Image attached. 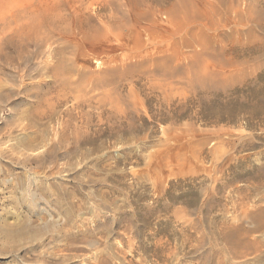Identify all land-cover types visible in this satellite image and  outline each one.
<instances>
[{
	"label": "rangeland",
	"instance_id": "obj_1",
	"mask_svg": "<svg viewBox=\"0 0 264 264\" xmlns=\"http://www.w3.org/2000/svg\"><path fill=\"white\" fill-rule=\"evenodd\" d=\"M0 264H264V0H0Z\"/></svg>",
	"mask_w": 264,
	"mask_h": 264
},
{
	"label": "bare ground",
	"instance_id": "obj_2",
	"mask_svg": "<svg viewBox=\"0 0 264 264\" xmlns=\"http://www.w3.org/2000/svg\"><path fill=\"white\" fill-rule=\"evenodd\" d=\"M14 13H15V12H14ZM11 14H12V17H11L12 19H11V21L13 20L12 23H14V22H15V17H16V15L13 14L12 12H11ZM10 16H11V15H10ZM261 48H262V47L259 46V47H252V48H250L249 50L241 49V50L238 51V53H236V54H238V56L245 57V56H247V55L249 56V55H251V54H253V53H256V52L260 51ZM233 52H234V51H233ZM232 59H233V58H232ZM242 59L244 60V58H242ZM221 61H222V60H221ZM224 61H225L224 63H229V64H230L229 61H227V60H224ZM226 61H227V62H226ZM234 62H235V60H234ZM242 62H243V61H242ZM242 62H241V64L245 63V62H243V63H242ZM246 62H247V61H246ZM222 63H223V62H222ZM222 63H221V65H222ZM232 63H233V62H231V64H232ZM238 63H239V61H238ZM233 64H234V63H233ZM233 64H232V65H233ZM223 65H224V64H223ZM223 65H222V66H223ZM238 65H240V64H238ZM243 65H244V64H243ZM236 66H237V65H236ZM240 66H241V65H240ZM240 66H238V67H237L238 69H237V68H236V69L239 70L240 72L244 71V69H245V68H243L244 66H243V67L241 66L242 68H240ZM225 67H227V65H226ZM232 68H233V67H232ZM236 69H234V70H236ZM232 70H233V69H232ZM237 70H236V71H237ZM221 71H222V70H221ZM222 73L224 74V72H222ZM233 74H234V73H233ZM236 74H238V73H236ZM197 76H198V75H197ZM197 76H196V77H197ZM231 76H233V75H231ZM198 77H199V78H197V79L200 80L201 77H200V76H198ZM236 78H237V77H236ZM236 78H235V79H236ZM221 79H222V78H221ZM198 80H197V81H198ZM202 80H203V79H202ZM202 80H201V81H202ZM201 81H200V82H201ZM203 82H204V81H203ZM205 82H207V81H205ZM209 82H210V81H209ZM214 82H216V81H214ZM217 82H219V84H218V83H217V84L215 83V84H216V85H220V81L217 80ZM210 83H211V82H210ZM210 83H209V84H210ZM223 83H225V82H223ZM203 84H204V83H203ZM205 84H206V83H205ZM209 84H208V82H207V85H209ZM221 84H222V82H221ZM230 84H231V83H230ZM216 85H215V86H216ZM222 85H223V84H222ZM222 85H220L219 87L222 88V87H223ZM224 85L226 86V83H225ZM199 86H200V85H199ZM212 86H214V83H213ZM224 89H225V88H224Z\"/></svg>",
	"mask_w": 264,
	"mask_h": 264
}]
</instances>
